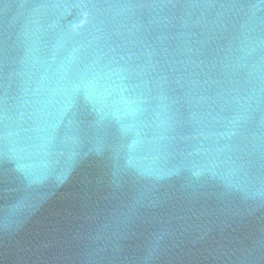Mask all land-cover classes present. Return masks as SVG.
<instances>
[{
  "label": "water",
  "instance_id": "obj_1",
  "mask_svg": "<svg viewBox=\"0 0 264 264\" xmlns=\"http://www.w3.org/2000/svg\"><path fill=\"white\" fill-rule=\"evenodd\" d=\"M0 264H264V0H0Z\"/></svg>",
  "mask_w": 264,
  "mask_h": 264
}]
</instances>
